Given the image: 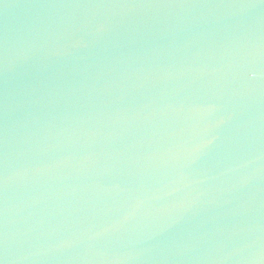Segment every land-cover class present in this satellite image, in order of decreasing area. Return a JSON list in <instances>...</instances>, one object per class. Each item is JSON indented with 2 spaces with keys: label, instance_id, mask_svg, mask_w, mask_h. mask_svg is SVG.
Segmentation results:
<instances>
[{
  "label": "water",
  "instance_id": "obj_1",
  "mask_svg": "<svg viewBox=\"0 0 264 264\" xmlns=\"http://www.w3.org/2000/svg\"><path fill=\"white\" fill-rule=\"evenodd\" d=\"M0 264H264V0H0Z\"/></svg>",
  "mask_w": 264,
  "mask_h": 264
}]
</instances>
